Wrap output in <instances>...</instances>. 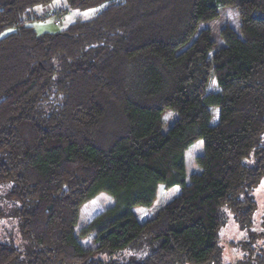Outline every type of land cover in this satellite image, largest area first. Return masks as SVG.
I'll list each match as a JSON object with an SVG mask.
<instances>
[{
	"label": "trees",
	"instance_id": "obj_1",
	"mask_svg": "<svg viewBox=\"0 0 264 264\" xmlns=\"http://www.w3.org/2000/svg\"><path fill=\"white\" fill-rule=\"evenodd\" d=\"M53 1L0 0V185L24 243L0 242V264H221L225 212L253 226L264 179V0H65L62 13L102 8L38 33L34 6ZM229 6L240 25L217 43L200 25ZM162 185L180 190L140 221ZM101 191L114 202L84 246L81 207ZM145 239L159 243L141 259L103 255ZM248 248L238 264H264Z\"/></svg>",
	"mask_w": 264,
	"mask_h": 264
},
{
	"label": "rangeland",
	"instance_id": "obj_2",
	"mask_svg": "<svg viewBox=\"0 0 264 264\" xmlns=\"http://www.w3.org/2000/svg\"><path fill=\"white\" fill-rule=\"evenodd\" d=\"M63 4H66L65 0H54L46 6L40 4L34 6V13L39 14L40 18L34 19L31 24L38 33L61 31L77 19L91 18L102 8V6H99L85 10L75 9L66 13L60 11L59 17L62 22L57 24L56 19L49 15L48 10L50 7ZM256 15L263 16L264 12L258 11ZM226 22L234 28H238L240 25V18L236 6L220 7L219 16L202 23L200 29L207 26L210 27L213 39L219 43L222 39L220 28L225 25ZM209 91H220V87L217 85L215 79L213 80ZM177 115V112L172 109H167L162 113L164 132L168 131L170 126L174 123ZM203 152V138H199L186 149L185 166L188 179L191 173L199 172L201 170L196 157ZM7 188V186L0 185V208H4L5 213L4 217L0 219V242L13 243L23 250L24 243L19 232V219L11 214V204L5 200V192ZM179 190L180 187L178 186L169 189L163 185L160 186L155 203L150 209L140 206L135 207V212L139 220L144 221L149 215L154 214L161 205L173 198ZM253 195L258 202V208L254 214V224L250 228L242 229L234 219L233 214L229 211L225 212V223L222 227L220 238V244L223 250L221 264H238V260L250 251L248 245L250 248L252 246L256 249L258 248L259 251L264 252V179L261 181L260 185L254 189ZM113 202V197L108 192L101 191L94 198L82 205L79 222L76 227V234L82 245L92 247L96 245L93 233H86L83 231V228L107 206L113 204ZM158 243L159 242L156 240L151 241L145 239L139 246L127 247L114 253L106 252L103 255L117 260H127L128 258L141 259L155 249Z\"/></svg>",
	"mask_w": 264,
	"mask_h": 264
},
{
	"label": "built area",
	"instance_id": "obj_3",
	"mask_svg": "<svg viewBox=\"0 0 264 264\" xmlns=\"http://www.w3.org/2000/svg\"><path fill=\"white\" fill-rule=\"evenodd\" d=\"M48 11H49V15L56 19L57 24H60L62 22V20L59 17L60 10L56 6L50 7V9Z\"/></svg>",
	"mask_w": 264,
	"mask_h": 264
},
{
	"label": "crops",
	"instance_id": "obj_4",
	"mask_svg": "<svg viewBox=\"0 0 264 264\" xmlns=\"http://www.w3.org/2000/svg\"><path fill=\"white\" fill-rule=\"evenodd\" d=\"M56 6V5H55Z\"/></svg>",
	"mask_w": 264,
	"mask_h": 264
}]
</instances>
